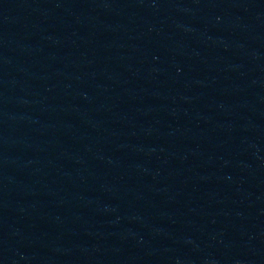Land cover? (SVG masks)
Listing matches in <instances>:
<instances>
[{
	"label": "water",
	"instance_id": "95a60500",
	"mask_svg": "<svg viewBox=\"0 0 264 264\" xmlns=\"http://www.w3.org/2000/svg\"><path fill=\"white\" fill-rule=\"evenodd\" d=\"M0 264H264V0H0Z\"/></svg>",
	"mask_w": 264,
	"mask_h": 264
}]
</instances>
